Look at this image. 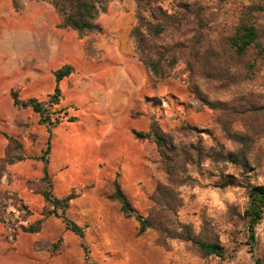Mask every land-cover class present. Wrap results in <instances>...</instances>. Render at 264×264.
<instances>
[{
	"label": "rangeland",
	"instance_id": "obj_1",
	"mask_svg": "<svg viewBox=\"0 0 264 264\" xmlns=\"http://www.w3.org/2000/svg\"><path fill=\"white\" fill-rule=\"evenodd\" d=\"M128 1L133 24L135 1ZM261 3L264 5V0ZM160 5L169 14H183L181 5L198 7V28L188 24L180 33L168 31L163 38L152 40L156 47L182 41L198 53V59L190 57L188 52L177 58L171 66L170 77L155 81L156 94L151 100L155 108L153 121L171 137L172 146L198 145V163L194 154L186 166V175L192 180L175 189L180 206L174 214H165L166 226L173 229L176 222L189 225L199 238L218 244L224 257H204L193 244L165 238L153 229L137 236V221L125 218L120 205L106 198L113 180L99 185L100 200L106 201L104 215L81 213L95 198H78L71 206L90 186L74 190L78 196L66 209L67 217L84 231V242L90 249L89 259L85 258L79 238L65 231L60 219L48 216L37 233H26L18 228L15 240L8 237L10 225L1 223L6 240L12 245L10 264H254L256 257L264 264V215L254 227L252 254L245 214L250 193L254 190L264 193V56H257L252 50L237 56L226 43L251 2L160 0ZM256 17L263 26L264 15ZM194 34L198 40L194 39ZM169 62L165 61V65ZM220 66L224 71L220 72ZM190 67L198 68L192 77L188 72ZM228 133L240 135L241 143L232 141ZM47 137L46 134L42 150ZM240 149L247 153L243 167L219 156ZM159 160L155 145L154 158L149 159L154 172L150 173V166L149 171H145L146 178L138 182L128 197L143 217L155 207L151 195L156 186L167 182ZM113 176L115 179L117 174L115 176L114 172ZM12 177L8 175L3 190L15 192L12 189L16 187L10 185ZM226 183L231 184L222 188ZM16 186L21 188L20 183ZM37 198L42 203L28 206L31 214L25 221H17L22 216L16 206H10L12 200H7V206L1 208L7 222L17 227L19 223L28 226L40 219L41 213L52 209L50 203Z\"/></svg>",
	"mask_w": 264,
	"mask_h": 264
},
{
	"label": "crops",
	"instance_id": "obj_2",
	"mask_svg": "<svg viewBox=\"0 0 264 264\" xmlns=\"http://www.w3.org/2000/svg\"><path fill=\"white\" fill-rule=\"evenodd\" d=\"M128 2L110 0L96 20L101 32L80 36L60 27L58 11L49 0H0V159L8 145L6 136L18 139L34 157L40 155L47 134L38 114L14 105L12 93L21 101H45L58 87L57 109L63 118L52 129L47 173L56 198L90 186L71 203L95 198L81 211L84 215H104L101 183L116 179L131 197L146 178L145 171L152 166L154 172L149 161L155 155L154 143L133 132H147L154 120L156 82L130 38ZM65 66L71 72L57 82L55 72ZM6 169L14 176L12 190L24 204H40L37 196L42 197L28 190L26 182L43 176L42 161L30 158ZM7 182V175L2 176L0 192ZM4 233L0 223V264H10L12 245Z\"/></svg>",
	"mask_w": 264,
	"mask_h": 264
},
{
	"label": "trees",
	"instance_id": "obj_3",
	"mask_svg": "<svg viewBox=\"0 0 264 264\" xmlns=\"http://www.w3.org/2000/svg\"><path fill=\"white\" fill-rule=\"evenodd\" d=\"M56 8L60 16V27H68L75 30L80 36L88 33H100L101 27L96 20L99 14L106 12L108 0H49ZM135 1V22L130 29V38L132 39L139 61L148 69L150 76L154 81H162L170 77L171 66H174L177 58L187 54L190 57L198 59V53L192 47L186 46L182 41L171 42L169 45H161L156 47L152 40L163 38L168 31L180 33L183 26L188 24L192 28H198V7L181 5L184 13L169 14L160 5V0H134ZM251 2L242 13L238 25L235 26L231 35L226 39L227 46L237 56H244L252 50L257 56H264V25L259 24L256 16L264 15V5L261 0H248ZM260 1V2H259ZM183 20H186L184 23ZM194 29V30H195ZM184 36V35H182ZM194 39L195 34L193 35ZM192 37V38H193ZM197 54V55H196ZM170 60L169 65H165V61ZM221 68V66L219 67ZM218 68V70H219ZM224 71L223 68L220 72ZM71 68L65 66L55 72L56 81L59 82L63 77L70 74ZM190 77L198 72V68H188ZM198 76V73H197ZM14 105L21 108L30 107L38 114L39 124L45 126L47 132V140L45 148L39 156L29 157L25 155L23 145L14 137L6 136L8 145L5 148L4 156L0 159V179L4 175H9L7 166L26 159H38L43 162V176L36 181H27L26 188L34 193L39 194L45 202L51 204L52 209L41 213L40 219L28 226L19 223V227L11 222H7L4 217L3 209L6 201L12 200L10 206H16L20 212L21 218L17 221H25L26 217L31 214L29 207L24 204L22 199L15 192L2 190L0 192V223L8 226V237L15 240L18 228L26 233H37L43 220L52 216L61 220L64 230L76 235L80 240V246L84 252L85 258L89 259L90 249L84 242V231L82 227L71 221L66 215V209L70 202L78 196L74 190L66 197L56 198L52 193V182L47 173V165L49 162L50 143L52 129L62 121L61 110L57 109L60 102V91L55 88L54 93L49 95L45 101H37L29 99L21 101L16 93H12ZM68 120H73L69 118ZM136 138L147 139L154 143L157 147L160 160L159 164L165 173L167 182L158 184L154 189L151 200L155 207L146 217L140 215L132 206L128 196L121 189L117 181L111 184V192L106 198L110 201H116L120 205V211L127 219L134 218L138 225L136 234L141 236L149 229L157 231L165 238L179 239L184 242L193 244L200 254L204 257L216 256L223 258V251L218 244L208 242L205 239L196 236L189 225L179 222L175 223L173 229L166 226V213H175L176 208L180 206V199L175 189L190 182L192 179L186 175V166L195 159L198 163V145L189 144L188 146L174 147L172 146L171 137L163 133L160 128L152 121L147 132H133ZM228 137L236 142L241 143L242 137L236 133H228ZM220 158L234 165L245 166L247 153L244 149H240L235 153H221ZM37 185L39 187L37 188ZM231 183L221 185V187L229 186ZM248 222V245L250 253L253 254L254 227L263 218L264 215V193L252 191L250 193V201L245 210ZM254 264H262L260 258L254 259Z\"/></svg>",
	"mask_w": 264,
	"mask_h": 264
}]
</instances>
